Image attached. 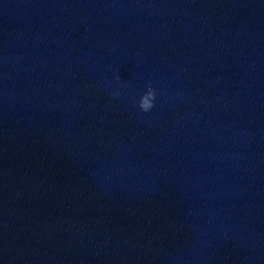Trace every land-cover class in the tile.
Wrapping results in <instances>:
<instances>
[{
	"label": "water",
	"instance_id": "obj_1",
	"mask_svg": "<svg viewBox=\"0 0 264 264\" xmlns=\"http://www.w3.org/2000/svg\"><path fill=\"white\" fill-rule=\"evenodd\" d=\"M0 264H264V0H0Z\"/></svg>",
	"mask_w": 264,
	"mask_h": 264
},
{
	"label": "clouds",
	"instance_id": "obj_2",
	"mask_svg": "<svg viewBox=\"0 0 264 264\" xmlns=\"http://www.w3.org/2000/svg\"><path fill=\"white\" fill-rule=\"evenodd\" d=\"M155 96V90L149 85L147 90L140 96L138 107L144 112L149 111L154 106Z\"/></svg>",
	"mask_w": 264,
	"mask_h": 264
}]
</instances>
